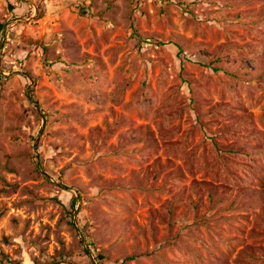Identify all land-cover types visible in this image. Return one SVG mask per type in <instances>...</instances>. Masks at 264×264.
Masks as SVG:
<instances>
[{
  "label": "rangeland",
  "instance_id": "374dc122",
  "mask_svg": "<svg viewBox=\"0 0 264 264\" xmlns=\"http://www.w3.org/2000/svg\"><path fill=\"white\" fill-rule=\"evenodd\" d=\"M0 77V264H264V0H0Z\"/></svg>",
  "mask_w": 264,
  "mask_h": 264
},
{
  "label": "trees",
  "instance_id": "16d2710c",
  "mask_svg": "<svg viewBox=\"0 0 264 264\" xmlns=\"http://www.w3.org/2000/svg\"><path fill=\"white\" fill-rule=\"evenodd\" d=\"M1 78V77H0ZM74 203H75V199H74V197L72 198V200H71V204H70V209H71V211L73 210V206H74ZM102 256L101 255H98V256H96V259H97V261H101L102 260Z\"/></svg>",
  "mask_w": 264,
  "mask_h": 264
},
{
  "label": "water",
  "instance_id": "95a60500",
  "mask_svg": "<svg viewBox=\"0 0 264 264\" xmlns=\"http://www.w3.org/2000/svg\"><path fill=\"white\" fill-rule=\"evenodd\" d=\"M43 126H44V123H43V125H42V128H43Z\"/></svg>",
  "mask_w": 264,
  "mask_h": 264
}]
</instances>
